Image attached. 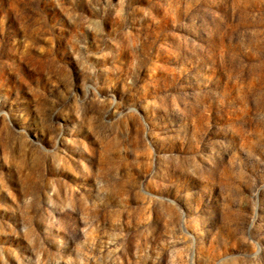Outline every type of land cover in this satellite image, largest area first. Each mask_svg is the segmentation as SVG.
I'll use <instances>...</instances> for the list:
<instances>
[{
  "label": "rangeland",
  "instance_id": "obj_1",
  "mask_svg": "<svg viewBox=\"0 0 264 264\" xmlns=\"http://www.w3.org/2000/svg\"><path fill=\"white\" fill-rule=\"evenodd\" d=\"M0 264H264V0H0Z\"/></svg>",
  "mask_w": 264,
  "mask_h": 264
}]
</instances>
